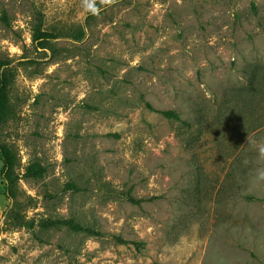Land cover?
<instances>
[{
	"label": "rangeland",
	"instance_id": "obj_1",
	"mask_svg": "<svg viewBox=\"0 0 264 264\" xmlns=\"http://www.w3.org/2000/svg\"><path fill=\"white\" fill-rule=\"evenodd\" d=\"M1 65L0 264H264V0H0Z\"/></svg>",
	"mask_w": 264,
	"mask_h": 264
},
{
	"label": "trees",
	"instance_id": "obj_2",
	"mask_svg": "<svg viewBox=\"0 0 264 264\" xmlns=\"http://www.w3.org/2000/svg\"><path fill=\"white\" fill-rule=\"evenodd\" d=\"M87 12H90V8L87 9ZM77 36H81V33H78ZM58 38V34L52 31L42 30L39 26H36L32 34V42L35 45L37 50H43L46 48L47 44L54 39ZM5 65L0 66V126L8 117V96L7 90L10 82L14 78L12 71L8 69H3ZM3 67V68H2ZM249 86L251 89L255 88L254 82L250 80ZM148 106V105H147ZM150 108V107H149ZM166 118L178 119V114L172 110H162L157 111ZM15 166H16V157L7 146L0 143V180L4 184V194L9 199L15 198ZM40 168L39 166H36ZM32 176H37L39 171L33 169L29 171ZM132 200V199H131ZM43 227H57V226H66L69 229L75 231H85L87 233H93L94 231L86 228L79 223L75 222L72 219H48L45 222L41 223Z\"/></svg>",
	"mask_w": 264,
	"mask_h": 264
},
{
	"label": "clouds",
	"instance_id": "obj_3",
	"mask_svg": "<svg viewBox=\"0 0 264 264\" xmlns=\"http://www.w3.org/2000/svg\"><path fill=\"white\" fill-rule=\"evenodd\" d=\"M92 10L95 12V11H98V9H96L94 6L92 8Z\"/></svg>",
	"mask_w": 264,
	"mask_h": 264
}]
</instances>
